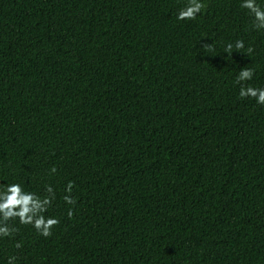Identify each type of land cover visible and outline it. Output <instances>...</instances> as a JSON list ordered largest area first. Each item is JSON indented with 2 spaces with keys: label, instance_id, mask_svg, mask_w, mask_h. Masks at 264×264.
<instances>
[{
  "label": "trees",
  "instance_id": "obj_1",
  "mask_svg": "<svg viewBox=\"0 0 264 264\" xmlns=\"http://www.w3.org/2000/svg\"><path fill=\"white\" fill-rule=\"evenodd\" d=\"M182 2L0 0V187L51 184L60 221L0 264H264V105L236 82L264 87V30Z\"/></svg>",
  "mask_w": 264,
  "mask_h": 264
},
{
  "label": "clouds",
  "instance_id": "obj_2",
  "mask_svg": "<svg viewBox=\"0 0 264 264\" xmlns=\"http://www.w3.org/2000/svg\"><path fill=\"white\" fill-rule=\"evenodd\" d=\"M240 8L245 10L251 18V26L256 30H264V0H240ZM206 10L204 0H183L178 7L177 20H195L197 13H203ZM235 49L245 47L243 40H236L235 44L229 43L225 46L224 51L227 53ZM253 49L248 48V53ZM255 75V70L250 67L240 68L236 82L240 84L239 96L241 98H254L257 104L264 105V87L246 86L244 82L251 81ZM57 169L52 167L48 175L55 174ZM0 187V240L12 238L18 231V225L31 226L39 235L49 237L52 235V229L59 224V218L53 215H46L56 198V192L51 184L44 186L46 194H39L26 188L17 181L3 183ZM73 182L69 181L64 188V202L67 205H74L75 199L71 195ZM67 215H73L72 208H69ZM16 247H20L19 242ZM17 257L11 255L7 259V264H16Z\"/></svg>",
  "mask_w": 264,
  "mask_h": 264
}]
</instances>
